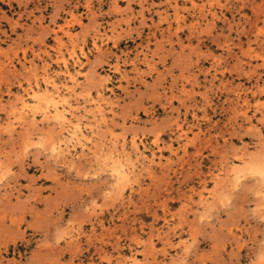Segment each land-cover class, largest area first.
<instances>
[{
    "label": "rangeland",
    "instance_id": "1",
    "mask_svg": "<svg viewBox=\"0 0 264 264\" xmlns=\"http://www.w3.org/2000/svg\"><path fill=\"white\" fill-rule=\"evenodd\" d=\"M0 264H264V0H0Z\"/></svg>",
    "mask_w": 264,
    "mask_h": 264
},
{
    "label": "bare ground",
    "instance_id": "2",
    "mask_svg": "<svg viewBox=\"0 0 264 264\" xmlns=\"http://www.w3.org/2000/svg\"><path fill=\"white\" fill-rule=\"evenodd\" d=\"M65 65V64H64ZM74 66V65H73ZM66 68V67H65ZM78 74V73H77ZM72 77V76H71ZM53 78H54V76H53ZM42 79H43V77H42ZM45 80V79H44ZM48 85V84H47ZM37 88V87H36ZM55 88V87H54ZM65 89V88H64ZM56 91H57V89H56ZM59 91V90H58ZM71 91V90H70ZM50 93V92H49ZM68 94V93H67ZM25 98V97H24ZM37 100V99H36ZM91 101V100H90ZM19 102V101H18ZM38 102V101H37ZM18 104V103H17ZM88 104V103H87ZM98 105V104H97ZM46 108V107H45ZM101 108V107H100ZM17 109V108H16ZM16 111V110H15ZM15 125V124H14ZM70 130V129H69ZM71 135V134H70ZM121 162V161H120ZM235 182V181H234ZM263 182V181H262Z\"/></svg>",
    "mask_w": 264,
    "mask_h": 264
}]
</instances>
